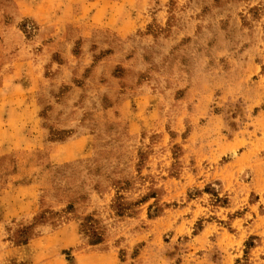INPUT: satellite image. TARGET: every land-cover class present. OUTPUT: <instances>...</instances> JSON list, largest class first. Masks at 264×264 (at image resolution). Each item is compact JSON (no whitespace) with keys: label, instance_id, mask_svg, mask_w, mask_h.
I'll list each match as a JSON object with an SVG mask.
<instances>
[{"label":"rangeland","instance_id":"1","mask_svg":"<svg viewBox=\"0 0 264 264\" xmlns=\"http://www.w3.org/2000/svg\"><path fill=\"white\" fill-rule=\"evenodd\" d=\"M0 264H264V0H0Z\"/></svg>","mask_w":264,"mask_h":264},{"label":"trees","instance_id":"2","mask_svg":"<svg viewBox=\"0 0 264 264\" xmlns=\"http://www.w3.org/2000/svg\"><path fill=\"white\" fill-rule=\"evenodd\" d=\"M93 240L91 241L92 245H97L100 244L102 242L101 237L99 236V234H97V231H93Z\"/></svg>","mask_w":264,"mask_h":264}]
</instances>
